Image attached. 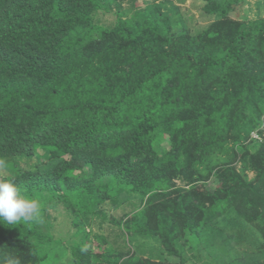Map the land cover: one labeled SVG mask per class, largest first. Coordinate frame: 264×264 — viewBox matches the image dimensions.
Instances as JSON below:
<instances>
[{
	"label": "trees",
	"instance_id": "trees-1",
	"mask_svg": "<svg viewBox=\"0 0 264 264\" xmlns=\"http://www.w3.org/2000/svg\"><path fill=\"white\" fill-rule=\"evenodd\" d=\"M156 1L0 0V179L40 205L0 264H264V16Z\"/></svg>",
	"mask_w": 264,
	"mask_h": 264
},
{
	"label": "rangeland",
	"instance_id": "rangeland-1",
	"mask_svg": "<svg viewBox=\"0 0 264 264\" xmlns=\"http://www.w3.org/2000/svg\"><path fill=\"white\" fill-rule=\"evenodd\" d=\"M240 1L243 2V5L241 6V8L240 9L238 8L240 15L248 16V17H254V18L258 17V16H264V0H240ZM158 4L159 3L157 0L156 2L147 3V5L145 7L148 11H151L153 13H158V11H159ZM194 15L197 17L198 13L196 11H194ZM180 22H181L180 19H178V21L176 20L175 23H176V25H180L181 24ZM200 22L203 23L202 21H200ZM201 26H202L201 24L198 25V27H201ZM11 168L12 167L8 163H6V167L3 169L11 172V170H12ZM248 176L249 177L252 176V173L248 172ZM131 196H133L134 199H135V197H138L137 194H132ZM119 201H121V200L119 199ZM110 202H111L110 203V205H111L110 209L113 210V212H116L115 210L117 208L116 207L117 201L111 200ZM50 215L56 216V218H58L59 222H60V220H62L61 225L63 227H65V228H60L59 226H57V231H59V234L57 236L64 235L63 233L69 232V230L72 231V230H74V228L76 229V228H80L82 226V223L79 220H76V218L69 223V219L67 218L68 216L65 214L62 215V207H55V209H52L50 211ZM76 234L79 235L78 233H76ZM131 241L133 243L137 242V244L141 243L142 246H140V247H142V249H144V250H147V253L149 251H152L154 253L157 252L156 251L157 249L155 248L156 247L155 243L149 238H144L141 236H132ZM153 248H154V250H153ZM38 250H39L40 254L43 253L45 255L41 264H61V263L62 264H68L70 262L69 261L70 260V250H69L67 243L64 240L61 241L60 239H58V240L51 241L49 244H46V245L38 248ZM174 262H176V259L172 260L171 263H174Z\"/></svg>",
	"mask_w": 264,
	"mask_h": 264
},
{
	"label": "clouds",
	"instance_id": "clouds-1",
	"mask_svg": "<svg viewBox=\"0 0 264 264\" xmlns=\"http://www.w3.org/2000/svg\"><path fill=\"white\" fill-rule=\"evenodd\" d=\"M5 167L6 161L0 159V169ZM39 208L38 201L20 194L14 180L0 179V224L6 222L8 225H16L21 221H33Z\"/></svg>",
	"mask_w": 264,
	"mask_h": 264
}]
</instances>
